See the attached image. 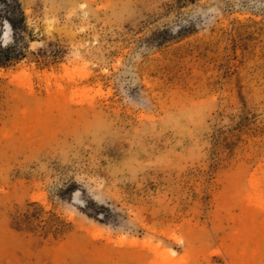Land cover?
<instances>
[{"label": "rangeland", "instance_id": "1", "mask_svg": "<svg viewBox=\"0 0 264 264\" xmlns=\"http://www.w3.org/2000/svg\"><path fill=\"white\" fill-rule=\"evenodd\" d=\"M0 57V264H264V0H0Z\"/></svg>", "mask_w": 264, "mask_h": 264}, {"label": "trees", "instance_id": "2", "mask_svg": "<svg viewBox=\"0 0 264 264\" xmlns=\"http://www.w3.org/2000/svg\"><path fill=\"white\" fill-rule=\"evenodd\" d=\"M7 22L9 24V26L11 27V29H14L15 30V23L11 20V19H7ZM3 53V52H2ZM1 58V57H0ZM8 57H6L7 59ZM2 63H0L1 65Z\"/></svg>", "mask_w": 264, "mask_h": 264}, {"label": "bare ground", "instance_id": "3", "mask_svg": "<svg viewBox=\"0 0 264 264\" xmlns=\"http://www.w3.org/2000/svg\"><path fill=\"white\" fill-rule=\"evenodd\" d=\"M8 28H9V26H8Z\"/></svg>", "mask_w": 264, "mask_h": 264}]
</instances>
